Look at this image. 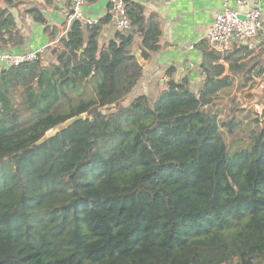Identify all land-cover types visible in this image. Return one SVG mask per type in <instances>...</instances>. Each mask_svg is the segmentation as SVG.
<instances>
[{
    "label": "trees",
    "instance_id": "1",
    "mask_svg": "<svg viewBox=\"0 0 264 264\" xmlns=\"http://www.w3.org/2000/svg\"><path fill=\"white\" fill-rule=\"evenodd\" d=\"M3 3L0 49L20 48L11 9L24 1ZM125 3L132 29L103 47L111 14L61 35L28 11L54 44L0 78V264H264V106L224 115L221 103L264 66L202 43L198 92L171 68L155 100L126 104L162 30Z\"/></svg>",
    "mask_w": 264,
    "mask_h": 264
},
{
    "label": "crops",
    "instance_id": "2",
    "mask_svg": "<svg viewBox=\"0 0 264 264\" xmlns=\"http://www.w3.org/2000/svg\"><path fill=\"white\" fill-rule=\"evenodd\" d=\"M23 1L24 4L20 8L11 9V12L26 38L25 44L20 48L10 49L11 51L16 53L47 51L54 44L51 36L44 30V26L36 22L33 15L28 12L31 9L40 10L52 27L60 29L61 35L72 27L73 22L69 19L70 6L67 3L61 0ZM133 1L143 4L147 14L152 12L158 14L162 36L161 48L152 54L149 62L143 64L144 75L127 102L130 103L140 95H147L152 101L155 100L169 79L168 72L171 68L175 69L176 79L189 78L191 88L198 92L203 86L201 73L203 50L200 45L208 44L206 36L223 9L224 3L228 2L232 8H238L237 0ZM250 1L251 4L260 5L264 20V0ZM110 11L111 0H87L85 13L88 18L100 21L109 15ZM83 27L87 29L86 26ZM116 33L117 30L111 23L104 25L99 37L100 46L103 47L114 39ZM139 42L140 40L136 39V45L133 47L140 54L137 49ZM5 50L0 49V53ZM243 53L246 56L240 63H248L253 73L264 66V44L261 37L244 44L235 43L229 55L236 58ZM253 81V86L264 87V74L254 77ZM238 84L237 80L236 85Z\"/></svg>",
    "mask_w": 264,
    "mask_h": 264
},
{
    "label": "built area",
    "instance_id": "3",
    "mask_svg": "<svg viewBox=\"0 0 264 264\" xmlns=\"http://www.w3.org/2000/svg\"><path fill=\"white\" fill-rule=\"evenodd\" d=\"M70 6L69 19L80 22L83 26L94 27L99 24L96 19L88 18L85 13L87 0H61ZM239 7L232 8L225 2L223 9L216 17L206 41L210 49L222 58L232 51L234 44H244L256 37H261L264 44V20L260 5L251 4L250 0H237ZM110 23L117 31H130L132 24L126 12L125 0H111ZM46 53L37 52L16 53L5 50L0 53V78L4 70L24 63L34 62Z\"/></svg>",
    "mask_w": 264,
    "mask_h": 264
},
{
    "label": "rangeland",
    "instance_id": "4",
    "mask_svg": "<svg viewBox=\"0 0 264 264\" xmlns=\"http://www.w3.org/2000/svg\"><path fill=\"white\" fill-rule=\"evenodd\" d=\"M0 5H4L3 0H0ZM221 99L223 100L221 102L222 106L225 109L224 115L230 113L233 109H236V107H238L236 114L240 116L245 115L242 111H250V109H254L257 113L261 114L264 106V87H255L252 83H249L244 88L236 85L223 94ZM126 104H128V102H126ZM252 118H255L254 114ZM227 140L229 141V138H227ZM232 264L239 263L235 261Z\"/></svg>",
    "mask_w": 264,
    "mask_h": 264
},
{
    "label": "water",
    "instance_id": "5",
    "mask_svg": "<svg viewBox=\"0 0 264 264\" xmlns=\"http://www.w3.org/2000/svg\"><path fill=\"white\" fill-rule=\"evenodd\" d=\"M132 55L135 56L139 61H142V57H141V55L136 51V48H135V47H133ZM82 119H84V116H83V115H81V116H79V117H76V118H73V119L67 121V123H65V124L63 125V127H61V128H56L55 130H53L52 133H50L48 137H53V136H55V135L58 134L61 130H64V129L70 127L72 124H74L75 122H77V121H79V120H82ZM44 142H45V139L41 140V141H40V144H42V143H44Z\"/></svg>",
    "mask_w": 264,
    "mask_h": 264
}]
</instances>
